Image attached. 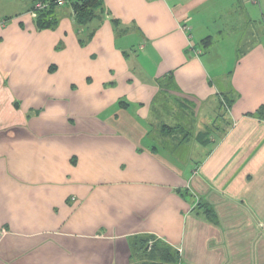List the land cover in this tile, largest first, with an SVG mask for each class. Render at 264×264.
<instances>
[{
    "label": "crops",
    "instance_id": "0c3cea01",
    "mask_svg": "<svg viewBox=\"0 0 264 264\" xmlns=\"http://www.w3.org/2000/svg\"><path fill=\"white\" fill-rule=\"evenodd\" d=\"M252 2L237 15L218 0H104L87 25L64 6L38 30L31 0H0V264H140L141 237L180 264H264V120L247 115L264 105V0ZM180 103L197 130L165 137L185 127Z\"/></svg>",
    "mask_w": 264,
    "mask_h": 264
},
{
    "label": "trees",
    "instance_id": "16d2710c",
    "mask_svg": "<svg viewBox=\"0 0 264 264\" xmlns=\"http://www.w3.org/2000/svg\"><path fill=\"white\" fill-rule=\"evenodd\" d=\"M42 0H31L30 13L34 10V5L36 2ZM68 3L64 6L71 7L74 15V19L77 25L84 26L89 22L100 19L105 14V4L104 0H67ZM46 5L43 10L35 11V25L38 30L52 29L55 28L59 22L57 16V10L60 8L58 6V0H44ZM63 6V7H64ZM212 42L209 37L205 39L202 43L204 48H208ZM235 100H228L225 98L222 100V105L224 109H230ZM250 117L257 118L259 120H264V105L259 107L255 112L247 114ZM161 130H165L167 133L165 137L172 135H177L178 131L184 133H191L190 129L178 125L177 127L164 124L160 127ZM188 137V136H187ZM188 139V138H186ZM208 141V140H206ZM209 142V141H208ZM195 212L197 215L204 217L209 221L216 222L215 209L206 200L200 199L195 207ZM152 243L150 250H147V245ZM137 255L140 258V264H180L181 256L180 252L173 247L156 240L154 237H141L136 242Z\"/></svg>",
    "mask_w": 264,
    "mask_h": 264
},
{
    "label": "rangeland",
    "instance_id": "374dc122",
    "mask_svg": "<svg viewBox=\"0 0 264 264\" xmlns=\"http://www.w3.org/2000/svg\"><path fill=\"white\" fill-rule=\"evenodd\" d=\"M220 5L223 7V11L230 8L231 6H234L233 9H230L231 13L232 14H235V10L237 11V15L240 14L241 11H245L246 7H248L249 9L252 7L253 5V0H218ZM246 5V6H245ZM59 7H63V6H60L58 5ZM245 6V8H244ZM251 10V9H250ZM256 27V32L257 34L260 33V25L259 24H256L255 25ZM171 101V99H169ZM185 106H182L181 103L179 105L180 108H182L184 110V113L188 116H185L184 119H185V122H184V126L189 128L190 125H192V129H190V131L196 129V127H198V123H195L194 122H190L192 120V116H193V120H197V117L195 116L197 114V111L195 110L196 106H194L193 104L191 103H184ZM223 110V114L225 113V110L224 108H222ZM182 112V114H184ZM222 114V115H223ZM212 124V123H211ZM191 128V127H190ZM197 130V129H196ZM195 131V130H194ZM188 150V147L187 146H180L177 148V151L182 154V156L184 155H187V153H189ZM197 153H195L196 155ZM200 161L201 158H199V156H194L193 155V162L194 161Z\"/></svg>",
    "mask_w": 264,
    "mask_h": 264
},
{
    "label": "built area",
    "instance_id": "2783aa9c",
    "mask_svg": "<svg viewBox=\"0 0 264 264\" xmlns=\"http://www.w3.org/2000/svg\"><path fill=\"white\" fill-rule=\"evenodd\" d=\"M67 3H68L67 0H58V5H60V6H64ZM45 6L46 5L44 4V0L36 2L34 5V10L31 12V14L33 16H35V11L36 10H43L45 8Z\"/></svg>",
    "mask_w": 264,
    "mask_h": 264
}]
</instances>
